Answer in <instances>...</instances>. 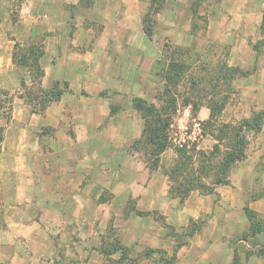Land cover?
<instances>
[{
  "label": "rangeland",
  "instance_id": "1",
  "mask_svg": "<svg viewBox=\"0 0 264 264\" xmlns=\"http://www.w3.org/2000/svg\"><path fill=\"white\" fill-rule=\"evenodd\" d=\"M219 2L143 0L140 11L136 8L126 14L127 26L135 30L133 41L119 43L118 39L112 43L116 57L117 51L124 53L125 85L120 95L115 91L107 96L108 90L101 89L97 98L112 97L115 111L131 107V100L136 99L158 108L170 105L165 116L170 124L164 152L151 139L142 137L144 113L135 102L129 115L98 123L96 119L107 109L106 102H87L85 97L89 95L72 96L71 100L82 104L71 110L73 119L65 123L56 119L46 128L45 148L51 152H47L46 182L53 172L59 173V180L72 181L71 191L65 192L73 197L68 204L73 216L54 219L60 226L56 234L59 261L66 255L62 247L70 244L78 256L87 252L92 264H134L140 258L148 259L139 264H264V73L260 72L264 68V0H239L232 10L224 9ZM20 3H10L14 4L13 16L19 14ZM168 7L173 12L167 11ZM246 12L254 25L263 14L258 29L239 24ZM170 22L173 27H166ZM229 27L241 36L250 33L249 40H237L235 34L226 31ZM100 31L98 26L93 33L97 36ZM254 31L256 36L251 35ZM110 33L125 36L114 26ZM126 35L128 39L127 31ZM147 44L159 59L152 55L147 59L143 55L133 57L134 47L144 50ZM42 47L43 43L35 39L31 46L26 43L14 50L19 59V53L24 55L32 48L39 54ZM28 63L30 85H24L23 95L34 110L45 112L69 92V85H43V77L31 67L32 60ZM171 63L185 67L175 84L166 83ZM137 70L141 78L135 83ZM59 91L63 94L56 98ZM0 98V112L6 118L8 99ZM209 108L214 110L212 119ZM205 113L209 117L201 120ZM86 117L91 118L88 124L95 132L117 124L118 135L112 129L109 139L87 136ZM56 129H63L67 136L55 137L54 143ZM236 133L246 142L245 157L233 164L228 184L215 185L226 153L236 150ZM86 144L96 149L94 160L79 163L77 158L86 153ZM53 145L61 147L56 154L51 150ZM109 150L112 156L107 158ZM122 150L124 154H120ZM137 159L143 165L136 163ZM44 161L34 160V165ZM189 163L204 169L200 171L201 181L213 186V192L196 188L188 191L191 187L186 180L190 176L178 168ZM148 245L156 249H148ZM78 261L85 264L86 260Z\"/></svg>",
  "mask_w": 264,
  "mask_h": 264
},
{
  "label": "crops",
  "instance_id": "2",
  "mask_svg": "<svg viewBox=\"0 0 264 264\" xmlns=\"http://www.w3.org/2000/svg\"><path fill=\"white\" fill-rule=\"evenodd\" d=\"M131 1L132 4L128 0H21L19 14L13 16L11 8L14 4L11 6L10 3L15 0H0V96L8 99L5 105L9 107L6 118L0 112V128H3L0 142V264H81L79 258L86 260L85 264L93 263L89 260L87 252L78 256L71 251L70 244L66 248L62 247L63 254L66 255L59 261L60 247L56 234L60 226H57L54 219L73 216V211L68 206L73 197L65 192L69 189L71 191L72 181L59 180V173L53 172L50 181L46 182L47 154L51 152L45 148V131L56 119L58 123L61 120L65 123L73 119L71 110L75 105L81 107L82 104L75 103L70 98L77 95L82 97V94L89 95L85 97L87 102H106L107 109L101 118L96 119L98 123L116 115H129L133 100L131 107L116 110V114L112 108V97L98 99L97 96L101 89L108 90L107 96L115 91L118 95L125 85L126 64L122 61L124 53L117 51L116 57L111 46L118 39L119 43L125 40H129V43L133 41L135 30L127 26L126 14L136 8L140 11L143 0ZM237 1L239 0H220L218 4L232 10ZM144 7L149 8V2ZM170 10L173 12L172 8L168 7L167 11ZM249 11L252 14L251 6ZM251 14L246 12L241 15L239 24L243 28L258 29L262 25L263 14L259 16L257 25L252 22ZM138 21L140 31L141 15ZM168 25L173 27L172 22L166 23V27ZM98 26L101 31L95 36L93 32ZM111 26L124 32L125 36L123 33L111 34ZM226 31H230L231 35L235 34L237 40H246L250 34L246 38L230 27ZM251 35L256 36V31ZM35 39L43 43L39 56V64L44 73L43 85H53L55 82H66L69 85V92L63 94L53 107H49L45 112L34 110L31 102L23 95L25 86L30 85L29 70L14 63V47L26 43L31 46ZM149 46L150 44L145 45L144 50L134 47L133 57L144 56L147 59L152 55L154 59H159L153 56ZM236 50L237 47L233 48V52ZM137 72L135 83L141 78L140 70ZM260 72L263 74L264 68L260 69ZM85 108H88V103ZM208 117L209 113H205L200 119L205 120ZM88 118L86 117L84 122L85 132L89 137L104 136L109 139L110 130L113 129V134H116L120 129L117 124H111L109 128L95 132L94 127L88 124L91 119ZM74 120L77 121L75 118ZM41 132L43 137L39 139ZM262 132L264 133V126ZM62 134L67 136L63 129L54 130V143H57L55 137L60 138ZM75 135L80 136L78 133ZM60 149L61 147L55 145L51 148L55 152L53 154ZM123 150L120 154L125 153ZM95 154L94 146L86 144V153L76 156L79 163H89L94 160ZM111 156L112 152L109 150L107 158ZM43 158L45 161L42 165H34V160H41L42 163ZM136 163L143 165L140 159H137ZM147 247L156 249L153 245ZM89 248L92 247L86 248L87 251ZM147 259H137L134 264L145 262Z\"/></svg>",
  "mask_w": 264,
  "mask_h": 264
},
{
  "label": "trees",
  "instance_id": "3",
  "mask_svg": "<svg viewBox=\"0 0 264 264\" xmlns=\"http://www.w3.org/2000/svg\"><path fill=\"white\" fill-rule=\"evenodd\" d=\"M23 52L19 53V59L17 57V53H15L14 57V63L19 66H29V61L32 60L31 67L36 71L40 77L42 78L44 76L43 70L41 69V66L39 64V56L41 55V52L38 54L35 49H28L26 53L23 55ZM176 65H173V63L169 64L167 76H166V83H176L177 80L181 79V76H183L185 72V67L181 64L179 67H175ZM30 68V67H29ZM176 68V69H174ZM31 69V68H30ZM232 72H237V69L230 68L229 69ZM41 82L39 81V84ZM167 92H169L168 89H165ZM63 94V91H59V93L56 95V98L60 97ZM136 103V107L138 110L144 113V121H145V127L142 131V137H148L151 139V143L155 144L157 148L164 152L166 149V142H167V131L169 127V119L165 118V116L168 117L169 113L168 110L170 109V105H166L164 107H156L153 104L147 106L145 103L139 99H136L134 101ZM210 109V119L214 117V110L212 108ZM260 119V116L257 117ZM236 141V150L235 151H228L222 160V163L219 167L220 173L215 177L214 184L220 185V184H228V173L230 169L232 168L233 164L240 161L245 157V145L246 142L244 139L238 137V133L235 134ZM147 139V138H146ZM2 140V130H0V142ZM202 155V153H200ZM204 156V155H203ZM205 157V156H204ZM189 166V167H188ZM185 168L181 169L178 168V171L186 172L187 175L190 177L187 178L186 182L190 185V189L188 191L196 188L203 192L211 193L213 192V186L209 187L207 184L202 182V176H200V171H202L201 167H193L191 166V163L184 166ZM187 168V169H186ZM204 172V169L203 171ZM206 172V171H205ZM186 179V178H185ZM184 193H188L187 191Z\"/></svg>",
  "mask_w": 264,
  "mask_h": 264
}]
</instances>
